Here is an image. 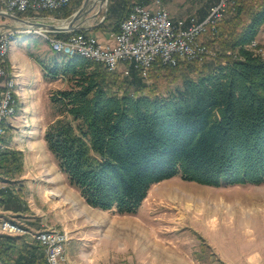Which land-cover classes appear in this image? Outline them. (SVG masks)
Returning a JSON list of instances; mask_svg holds the SVG:
<instances>
[{"label": "trees", "instance_id": "16d2710c", "mask_svg": "<svg viewBox=\"0 0 264 264\" xmlns=\"http://www.w3.org/2000/svg\"><path fill=\"white\" fill-rule=\"evenodd\" d=\"M71 2L45 15L69 18L78 8ZM128 3L109 1L105 21L117 20L114 32L133 6ZM245 11L236 0L216 32L204 35L220 43L219 59L155 65L159 72L186 65L182 82L165 94L137 91V84L148 85L140 83L144 77L135 68L123 80L119 71L80 54L55 52L54 61L41 62L48 78L68 84L51 95L57 117L45 140L88 204L136 214L153 184L176 175L217 187L264 183V56L249 48L264 25V0ZM224 27L229 37L222 41ZM229 50L236 56L222 60ZM23 169L22 151L0 148V178H14ZM36 248L43 247L27 235L0 234L4 264L37 260L30 250Z\"/></svg>", "mask_w": 264, "mask_h": 264}, {"label": "rangeland", "instance_id": "374dc122", "mask_svg": "<svg viewBox=\"0 0 264 264\" xmlns=\"http://www.w3.org/2000/svg\"><path fill=\"white\" fill-rule=\"evenodd\" d=\"M84 1L85 0H72L70 7L77 6L78 4V10L83 5ZM109 1L110 0H108L104 6L100 5L99 0L89 1L85 8L89 11L83 15L81 19L84 27L82 29H84L85 32L91 28L89 26L92 24L100 23L103 16L106 18ZM133 1L134 0H127V2H129L128 5L131 6L136 3V1ZM238 1L244 4L245 10L249 14L256 9L262 0ZM248 14L246 13L245 16H242V23L248 20ZM51 17H53L55 21H53ZM47 18L46 22L60 23L63 21L68 22L72 16L69 18H56L49 15ZM3 19H6L7 22L11 21L14 24L16 23L14 20L7 17H3ZM102 28L104 27H96L95 29L102 30ZM113 28L112 30H114ZM107 29L110 28L108 27ZM15 34L17 35L18 33ZM23 35L32 36L28 39V43L30 41L29 50L33 53L32 57L37 60L40 65L41 62L54 61L56 56L54 52L56 51L53 50L52 43L45 38L48 34L43 31L31 30L23 32ZM228 37L229 28L226 30L224 27V35L221 40L224 41ZM203 40L211 49V53L204 58L203 62H214L216 59H219L220 55L218 51L221 46L220 43H210L209 38L207 37H204ZM260 48L264 50V46L261 43ZM9 52L6 55V60ZM233 56H236V53L229 50L227 54L222 57V60ZM183 61H180L175 66L180 65ZM198 72H200V70L192 72L191 75L196 77ZM182 73L187 74L186 65L172 70H161L160 72L155 66L151 70L149 76L140 82L141 84L145 83L148 86H138L137 84V91L165 94L182 82ZM125 76H131V71L128 75L121 73V78H124ZM8 78L15 81L11 72H8ZM130 78L132 79V77ZM57 79L59 78H56L55 80ZM136 86H131V89ZM65 88H68V84L64 79L55 81V91ZM125 89V86L121 88L122 91ZM18 107L19 104L15 116L19 111ZM51 110L52 112L49 111L50 116H55L56 119L57 110L54 108L53 104ZM50 124L51 123H48L43 137L41 136L39 141L36 140L38 143L41 141L40 143H42V145L40 148L45 156V161L40 162L42 165L41 169H39V165L36 167L32 162L30 164V169L32 171L26 169L24 173L30 174L29 181L32 187L42 184H44L43 186L45 187L47 185H54L49 183L51 180L46 176L49 173H53L56 181L55 192L57 193L58 187H61L60 189L63 188L64 191L62 194L61 192H58L61 196L55 200V228L65 230L67 225H69L70 228H73V233L71 232V234H74V241L79 247H84L85 249H87L88 246L93 247V240L85 237L86 234L93 236L98 242L99 239L106 237L109 233V229H113V233L111 232L112 235H115L113 240H118L126 249L130 250L132 239L136 240V245L141 247V251L145 249L144 247H148V244H151L152 241H155L157 245H161L162 247H164V245H169L170 243L180 242L195 248V256L202 264H222L216 260V255L213 254L217 251L221 254L233 255L235 258H238L243 254H250V252H255L256 250H262L263 252L261 253H264V183L238 185L222 184L217 187L201 184L195 181H188L183 179L180 175H176L172 178L155 183L150 187L146 198L137 212L139 218L143 220L142 222L140 221L139 232L133 231L132 227L127 225L128 218L127 216H124V214L117 213L115 209L102 210L93 206L89 207L91 211L106 213L110 215V218L112 219L105 223V227H101L98 230L91 229L95 231H90V229L83 226L84 219L75 218L74 214L76 210L75 208H78L79 200L84 201L85 203L87 202L82 196L80 190L70 182L67 174L61 170L55 155L49 150L45 140V134ZM26 128L23 127V129L20 128L16 130V132H13L10 136L11 140L16 139L18 142L30 144L32 142L31 139L25 137L24 134ZM5 129L7 135V126ZM40 170L44 172L42 174L43 176H41ZM182 192L184 193V196L181 195ZM68 198H70V202H64L67 201ZM39 202L41 203L39 204ZM45 204L48 206L49 203H46L41 199L38 201V206L42 209ZM51 212L52 209H50L49 205V213ZM114 219L117 221L116 225L117 223L122 225L120 226V228H123L122 230H119L118 228V231H116L115 224H112ZM12 222L17 223L16 221ZM18 223L20 226H23L22 223ZM135 227L136 226H133V228ZM5 234L13 235L14 232H7ZM211 258H214V260H211ZM83 262L84 261L80 264H86ZM95 264L110 263L101 262Z\"/></svg>", "mask_w": 264, "mask_h": 264}, {"label": "crops", "instance_id": "0c3cea01", "mask_svg": "<svg viewBox=\"0 0 264 264\" xmlns=\"http://www.w3.org/2000/svg\"><path fill=\"white\" fill-rule=\"evenodd\" d=\"M135 1L146 6L152 5L154 2V0H134L133 2ZM162 1L174 21L184 18L188 26L192 21H204L208 17L210 8L219 0ZM116 21L113 17L105 21V16H103L100 23L92 24L89 26L91 28L85 33L96 36L105 45L111 44L113 43V35L116 33L112 30ZM102 23L104 25L102 30L95 29L96 27H100ZM2 24L14 23L11 21L7 22L6 19L0 17V25ZM108 27L110 29H107ZM31 37L23 35V32L15 34L11 39L10 52L7 58L9 71H11L13 78L17 82L14 96L17 98V106L19 104L20 107L17 115L10 118L5 125L8 131L7 135L5 133L3 136L4 139L0 140V148H13L22 151L24 154V169L22 174L14 178H0V234H5L1 230V225L2 221L6 219L22 223L31 232L50 227L55 228L56 181L53 173H49L46 176L51 180L49 183L54 185H47L45 187L42 184L32 187L29 181L30 174H25L24 171L26 169L32 171L30 169L32 162L36 167L39 165V169H41L42 165L40 162L45 161V156L40 148L42 143H40L41 141L38 143L36 140L39 141L41 136L43 137L48 123H52L55 120V116L51 117L49 113V111L52 112L51 95L55 91V81L62 79L55 80V78L51 79L46 76L45 70L32 57L33 53L29 50L30 41L28 43V39ZM257 40L264 46V25L257 35ZM2 82L3 77L0 76V85ZM23 127H27L24 130L26 131L24 134L25 137L31 139L32 142L30 144L18 142L16 139L11 140L10 138L13 132H16L20 128L23 129ZM40 172L41 176H43L44 172L42 170ZM60 188L58 187L57 191L59 196L64 192L63 188ZM49 192L54 196H49ZM58 192H61V194ZM40 199L49 203L48 206L46 204L43 205V209L38 206ZM64 202H70V198ZM49 205L50 209H52L51 213H49ZM89 207L91 205L79 200L78 208H75L74 214L75 218L84 219L83 226L90 229V231H95L91 229L98 230L101 227H105V223L112 219L110 215L103 212H93ZM124 216L128 218L127 225H130L133 231L139 232L140 221L142 222L143 220L139 218L138 213L124 214ZM114 221L112 224H115L116 231H118V228L122 230L123 228H120L122 225L119 223L116 225L117 221L115 219ZM133 226L136 227L133 228ZM65 230L69 234L73 233V228H70L69 225L66 226ZM111 232L113 233V229H109L106 237L99 239L100 241L98 240V242L96 238L86 234L85 237L90 238L94 242L93 247L88 246L87 249L76 245L74 241L75 236L71 234V241L67 245V257L70 264H80L82 261L86 264L101 262L110 264H202L195 256V248L187 244L177 242L162 247L161 245H157L155 241H152L151 244H148V247H144L145 249L141 251V247L136 245V240L132 239L129 250L123 244H120L118 240H113L115 235H112ZM28 240H31L30 237H28ZM30 250L35 254L37 260L28 261L26 264H48L46 260L41 261V258H44V254L46 255L44 248ZM261 252L263 251L256 250L255 252H250V254H243L238 258L230 254H221L219 251L213 254L216 255V260L222 264H264V253ZM211 260H214V258H211Z\"/></svg>", "mask_w": 264, "mask_h": 264}, {"label": "built area", "instance_id": "2783aa9c", "mask_svg": "<svg viewBox=\"0 0 264 264\" xmlns=\"http://www.w3.org/2000/svg\"><path fill=\"white\" fill-rule=\"evenodd\" d=\"M72 0H0V11L24 15V19L45 23L49 15L67 6ZM235 0H219L210 8L208 17L201 22L192 21L188 26L186 19L174 21L162 0H154L152 5L133 4L129 14L122 20L119 32L113 35V43L103 44L96 36L76 30L59 34L35 29L22 28L12 30L0 28V118L3 110L12 109L11 89L8 88V66L6 60L7 38L9 33L43 31L53 38L54 47L66 51L88 52L92 60L104 64L109 70L130 74L132 68L138 69L142 77L147 78L156 64L175 66L180 61H199L211 53L204 42V35L216 32L218 23L223 19ZM23 18V17H22ZM53 21L55 19L51 17ZM254 52L264 56L257 39L249 45ZM8 131V128H7ZM7 227H14V235H27L38 242L46 253L48 264H70L67 258V245L71 239L68 231L47 228L31 232L25 226L8 225L2 222L1 230L7 233ZM0 264H4L0 260Z\"/></svg>", "mask_w": 264, "mask_h": 264}, {"label": "water", "instance_id": "95a60500", "mask_svg": "<svg viewBox=\"0 0 264 264\" xmlns=\"http://www.w3.org/2000/svg\"><path fill=\"white\" fill-rule=\"evenodd\" d=\"M90 0H85L83 5L72 15V18L67 21H63L60 23H45L41 21H31L28 19H24L20 16L2 12L0 11V17H7L12 20H14L15 24H2L1 27L10 28L12 30H20L22 28L30 27L35 29H43L49 32H52L54 34H59L64 31H70V30H80L83 27L82 22V16L85 15L89 10H86V6L88 5ZM100 5L104 6L105 3L108 2V0H99ZM23 24V25H22Z\"/></svg>", "mask_w": 264, "mask_h": 264}, {"label": "bare ground", "instance_id": "6f19581e", "mask_svg": "<svg viewBox=\"0 0 264 264\" xmlns=\"http://www.w3.org/2000/svg\"><path fill=\"white\" fill-rule=\"evenodd\" d=\"M14 35H15V33H9L8 34L6 55L9 52V49L11 46V39ZM46 39H47V41L52 43L53 50L58 52V53H62V54L69 55V56L80 54V55L85 56V57L92 60V56L89 55L88 52H73V51H66L65 49H62V48H56V47H54V42H53L52 37L46 35ZM15 86H16V82L13 79L8 78V88L11 89V100H13V109H14V115L13 116H15V114L17 112V100H16L17 98L14 96ZM11 117H12V109L3 110V116H1V118H0V140H2L3 136L5 135V130H6L5 125ZM48 195L51 197L54 196L50 192L48 193ZM181 195L184 196V193L182 192ZM58 198H59V195L57 193H55V200H57ZM5 221H7L8 225H17V223L12 222L10 220H4L3 222H5ZM7 232H14V227H7Z\"/></svg>", "mask_w": 264, "mask_h": 264}]
</instances>
